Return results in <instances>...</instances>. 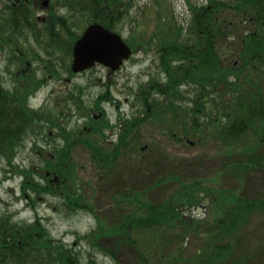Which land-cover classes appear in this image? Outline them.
I'll list each match as a JSON object with an SVG mask.
<instances>
[{
  "label": "trees",
  "instance_id": "obj_1",
  "mask_svg": "<svg viewBox=\"0 0 264 264\" xmlns=\"http://www.w3.org/2000/svg\"><path fill=\"white\" fill-rule=\"evenodd\" d=\"M219 5L211 0L213 7L207 16L208 45L202 38L191 42L188 37L181 41L165 39L156 43L160 75L140 85L137 91L130 89L134 98L132 106L139 109L122 122L115 149L101 147L105 144L102 135L110 127L109 120L104 119L101 124L90 117L92 110L84 106L81 93L78 96L72 94L65 107L69 113L89 119L87 125L91 130L86 132L79 128L72 133L64 130L65 140L89 147L90 158L97 168L102 172H111L125 150L121 148L128 146L127 138L144 121L152 123L157 117L167 121L165 113L170 112L171 130L177 128L184 137L193 136L204 142L216 141L225 149L231 148L234 143V146L243 149L245 156L246 162L238 165L240 168L263 166L264 0H240L235 4L242 23L245 19L252 20L249 21V31H244L241 37L237 66L222 65L214 45L216 38L211 37L219 33L214 19ZM203 26L199 22L193 30L199 27L200 32H206ZM186 86L194 88V96L189 95L183 100L181 90ZM213 93L214 98L208 102L206 99H210ZM220 93L225 94L224 99ZM175 99L188 101L187 108L175 105ZM53 102L58 110L63 101L59 97ZM102 102L113 103V100L105 92L95 104L100 106ZM47 108L53 114V107ZM147 108H150L149 112ZM179 112L181 117L178 118ZM39 116H42L40 111L33 113L29 110V124ZM121 118L118 114V120ZM46 120L54 122L51 117ZM23 125L26 121L21 119L20 113L11 111L5 116L0 112V143L19 133ZM178 139L181 140L180 135ZM30 150L35 154L41 151ZM72 150L46 149L39 157L41 163H30L28 171L16 168L15 172L24 176L21 192L28 194L33 212H36L38 203L53 201L49 205L53 211H64L66 216L83 210L92 214L97 221L96 229L82 236L74 233V243L66 244L53 238L37 215L31 222H21L8 211L2 212L0 264H82V252L77 249L81 241L92 250L88 255H101L112 264H264V237L255 252L245 254L238 246L242 236H236L242 226L264 214V199H251L236 190L213 188L207 183L211 181L209 179L183 183L180 177L175 176L178 187L157 203L142 200L140 192H117L121 198L115 207L117 220L106 227V220L97 215L90 198L79 193ZM231 150L225 151L226 158L232 156ZM234 168L231 166L228 169ZM168 181L164 178L160 182L167 184ZM160 182L151 185V189L159 187ZM203 201H208L210 205L203 217L185 213L187 208L198 206Z\"/></svg>",
  "mask_w": 264,
  "mask_h": 264
},
{
  "label": "rangeland",
  "instance_id": "obj_2",
  "mask_svg": "<svg viewBox=\"0 0 264 264\" xmlns=\"http://www.w3.org/2000/svg\"><path fill=\"white\" fill-rule=\"evenodd\" d=\"M174 1L177 18L180 22H185L187 14L189 13L187 8L184 6L181 7V5H184L181 3L182 0ZM138 2V4L133 5L132 10L135 11L132 14L133 22L130 20L125 26V30L134 29V26L142 20L140 14L143 12L144 23H148V26L143 24L138 29L139 34L145 35L147 32L153 33L155 31L153 23L156 17H152L151 13H156V3L152 0H138ZM225 16L227 21H234L235 23L238 19V17L231 14H226ZM129 18L131 19V17ZM214 19L216 22V18ZM162 26L164 27V31H161L160 35H155V39L150 40L152 44L157 39L169 40L171 38L172 28L174 27L170 26L169 23L166 26ZM138 39L142 40L143 38ZM230 41L232 42V40ZM236 50H238V47ZM153 51L151 50L149 53H143V51L141 53L138 52L133 61H128L119 71L109 75L113 77V82L116 83V88L111 90V94L115 95V99H119V102L121 101L119 110L125 113V115H130L132 111L131 104L133 97L127 94L130 88L137 91L138 86L145 84L151 78L157 77L160 72L157 61L158 57H154ZM226 57L231 63L238 61L235 54L230 56L226 54ZM4 60V58L0 57L1 67L4 66ZM98 70L97 74H87L88 78L91 79L90 77L97 76L103 82L107 81V72L102 68ZM192 89L194 88H190L189 86L182 88L183 100L190 95ZM102 90L100 87L91 88V90L85 93L84 100H87L89 103ZM214 95L213 93L212 97ZM38 98L39 100L42 99L40 97ZM183 100L175 99L174 103L175 105L184 107L188 101ZM104 111L111 119V125L115 133H117L121 129V126L119 123V127H114V124L117 122L116 107L106 106ZM165 114L168 116L166 123L169 126H165L168 129L163 124H160V122H164L160 119V122H156L157 124H146L133 132L128 139L129 147L123 151V155L113 166L111 173L102 172L97 168L96 164L94 165L92 158H89V148L82 145L72 147L71 154L75 162V176L78 179L77 183L80 185L79 193L81 192L87 199L90 198L91 204L101 219H106L109 224L117 220L115 215L117 210L115 207L121 200L120 196L116 194L117 192H140L142 194L139 197L142 200H148L154 203L163 201L178 187V183L174 179L175 176L180 177L183 183H188L193 180L209 179L211 181L207 183L213 188L236 190L240 195L251 199L260 200L264 198V165L248 169L240 168L238 165H243L246 162L245 156L243 155V149L234 146V143L228 149H225L223 144L216 143V141H202L201 143L199 142L200 139L196 137L191 139L194 141V145L174 143L175 141L170 138V135L174 134L173 132L176 129L172 130L173 132L169 130L172 127L171 124H173L170 118L172 114L170 112H166ZM179 117H181V112L178 113ZM101 147L103 149H110L106 145ZM132 147H136L137 149L144 148L145 150L139 151L133 149L132 151ZM230 149H232L233 154L229 158H226L225 151ZM29 152L27 151L26 153ZM30 160L37 161L29 153L28 161ZM1 164L2 162H0V168ZM231 166L238 168V170L236 168L232 170L228 169ZM164 178L168 179L169 183H161L160 181ZM20 181V178L16 177L0 186V198L5 201L0 203V207H4L3 205L6 204L8 205V209L12 208L16 211L17 220L31 222L37 215L46 225L53 238L63 239L68 244H72V241H74V233L85 235L97 226V221L94 220L95 218L87 212H77L71 216H66L64 211H53V208L49 206L54 203L53 201L49 203H38L36 205V212H33L32 207L28 205V201L20 192ZM155 182H160L161 184L156 189L150 190L149 188ZM209 207L208 201H203L198 206L191 207V209L187 208L185 213L188 215L191 212V215L195 217H203L206 211L209 210ZM237 232L236 236L237 234L239 237L242 236V241L238 244V246H241V250L246 252L245 254L250 251L255 252L256 248L263 241L261 238L264 237V214L253 218ZM89 248L84 242L81 243L83 255L80 262L82 264H112L109 259L101 255H87L86 252H88Z\"/></svg>",
  "mask_w": 264,
  "mask_h": 264
},
{
  "label": "flooded vegetation",
  "instance_id": "obj_3",
  "mask_svg": "<svg viewBox=\"0 0 264 264\" xmlns=\"http://www.w3.org/2000/svg\"><path fill=\"white\" fill-rule=\"evenodd\" d=\"M135 1L0 0V57L5 59L4 66H0V89H9L13 96L12 100H9L8 94L0 90V110L4 114H7V110L20 113L21 119L26 121L25 129L22 126L19 134L18 140L23 144L20 149L65 148L61 128H75L81 125V120L78 119L77 123L75 121L67 123L65 117L58 113L54 118L59 121H55L53 132L47 133L34 128L33 133L29 135L28 97L31 95L29 89L33 86L45 85L48 88L46 104L53 108H55L54 99L69 97L72 89H77L83 84L79 77L87 73L85 71L77 75L71 74L70 64L77 40L90 26L97 25L108 32L118 31V34L128 41L130 33L125 30V26ZM166 1L169 0H158L159 7L166 6L164 3ZM171 2L175 4L174 0ZM182 2L190 8L193 6L204 8L207 1L182 0ZM229 36L222 34L220 39L223 57L226 48L231 46V43H226L230 40V38L226 40ZM201 38L208 45V36ZM233 45L237 46V42L234 41ZM101 68L97 65L90 72ZM37 102V98L32 99V104L35 103L37 106L40 104ZM58 109L60 110V107ZM101 114L102 112L97 116L101 117ZM32 122L38 123L40 128L44 126L42 123H46V119L35 118ZM16 143L15 138L3 141V148L16 149ZM27 160L28 153L19 154L18 163L21 166L29 165Z\"/></svg>",
  "mask_w": 264,
  "mask_h": 264
},
{
  "label": "water",
  "instance_id": "obj_4",
  "mask_svg": "<svg viewBox=\"0 0 264 264\" xmlns=\"http://www.w3.org/2000/svg\"><path fill=\"white\" fill-rule=\"evenodd\" d=\"M129 51L118 36L93 26L75 45L72 69L77 73L89 68L94 62H100L115 71L119 69L123 60L129 58L131 54Z\"/></svg>",
  "mask_w": 264,
  "mask_h": 264
},
{
  "label": "bare ground",
  "instance_id": "obj_5",
  "mask_svg": "<svg viewBox=\"0 0 264 264\" xmlns=\"http://www.w3.org/2000/svg\"><path fill=\"white\" fill-rule=\"evenodd\" d=\"M99 96H97L96 98H98ZM149 189H151V188H149ZM105 225H106V227H109L110 226V224L109 223H107V220L105 221Z\"/></svg>",
  "mask_w": 264,
  "mask_h": 264
}]
</instances>
